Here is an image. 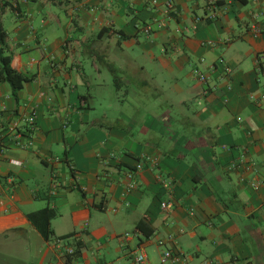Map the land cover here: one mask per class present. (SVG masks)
Instances as JSON below:
<instances>
[{
	"label": "crops",
	"instance_id": "1",
	"mask_svg": "<svg viewBox=\"0 0 264 264\" xmlns=\"http://www.w3.org/2000/svg\"><path fill=\"white\" fill-rule=\"evenodd\" d=\"M172 1L0 0L28 79L17 97L0 83V128L35 116L27 146L0 148V264H264V0H218L214 18ZM46 207L49 239L29 218Z\"/></svg>",
	"mask_w": 264,
	"mask_h": 264
},
{
	"label": "built area",
	"instance_id": "2",
	"mask_svg": "<svg viewBox=\"0 0 264 264\" xmlns=\"http://www.w3.org/2000/svg\"><path fill=\"white\" fill-rule=\"evenodd\" d=\"M218 0H209L208 3V11H206L205 15L209 16L211 18L215 17V10L213 9V7L216 6ZM152 3L154 5L158 4V0H152ZM264 4V1H263ZM166 7L168 10L173 9L174 4L172 0H167L166 2ZM205 15H199L195 17V23L196 25L203 19V17ZM195 25V27H196ZM165 25L163 22H158L157 23V28H163ZM256 30H259L255 27ZM154 30V27L152 25H147L144 29V31L146 33L152 32ZM260 63V60H259ZM228 71H231L230 67H227ZM259 70H262V72L264 73V69L261 68V66L259 65ZM198 75V79L203 81V82H208V75L205 73H201V72H197ZM1 112V111H0ZM34 112L32 111L26 118H25V123L28 126V130L23 128V130H19L18 128L14 127H10L8 128V130H3L2 128H0V148H5L6 146H9V144H14L17 145L19 147H25L27 146L30 141L28 142V144L26 142H23L22 138L23 135L26 133H28L29 129H32L35 125V119H34ZM6 131V132H5ZM10 134H7V133ZM24 132V134H23ZM147 161H151L150 157H142V159L137 163L136 165V170H140L143 168L144 163ZM11 162L15 165H21V161L19 160H11ZM130 177V183H128L127 187L125 188V190L122 192V196H125L127 194V192H129L130 190L134 189L136 186L135 180H133L132 178V173L129 174ZM162 182L166 187H170L172 186V181L169 178L163 179L162 178ZM174 207V202L172 199L167 198L166 200L161 202V208L165 211V212H169L171 209H173ZM130 234L126 233L125 237H128ZM69 254H73L74 253V249H69L68 251ZM185 257L181 254H177L172 252L171 250H165L163 252V254L160 257V261L158 264H182L183 262H185ZM135 263L136 264H152L150 262V260L148 259V256L146 254V252L144 250H140L139 252L136 253L135 256Z\"/></svg>",
	"mask_w": 264,
	"mask_h": 264
},
{
	"label": "trees",
	"instance_id": "3",
	"mask_svg": "<svg viewBox=\"0 0 264 264\" xmlns=\"http://www.w3.org/2000/svg\"><path fill=\"white\" fill-rule=\"evenodd\" d=\"M6 32L3 30L0 23V55H1V67H0V83H9L12 88V93L17 97V93L23 87V83L27 78L18 73L11 65V56L7 54L6 47ZM58 215V212L54 208L46 207L37 212L29 214L30 220L39 229L46 239L51 238L53 235V229L51 226V220ZM142 222L138 223L140 227ZM67 235L65 237H68ZM81 244L78 243L73 255H79Z\"/></svg>",
	"mask_w": 264,
	"mask_h": 264
},
{
	"label": "rangeland",
	"instance_id": "4",
	"mask_svg": "<svg viewBox=\"0 0 264 264\" xmlns=\"http://www.w3.org/2000/svg\"><path fill=\"white\" fill-rule=\"evenodd\" d=\"M113 93L115 97H117L116 99H114L116 102V104L114 105V107H110L109 108V111L111 113L115 112L114 114L117 113V111L121 110V100L123 99V96H124V93H125V90L122 89L121 87H119V89H117L116 87H114V90H110L108 89V101H105V102H109L110 101V93ZM104 102V101H103ZM104 102V106H103V109L107 110L105 107H106V104ZM99 110V109H98ZM148 250V249H147ZM149 252H150V249H149Z\"/></svg>",
	"mask_w": 264,
	"mask_h": 264
}]
</instances>
